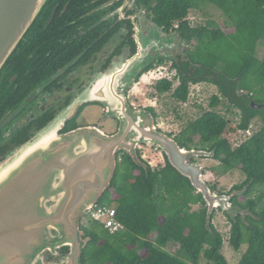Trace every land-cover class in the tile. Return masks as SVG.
<instances>
[{"label": "trees", "instance_id": "obj_1", "mask_svg": "<svg viewBox=\"0 0 264 264\" xmlns=\"http://www.w3.org/2000/svg\"><path fill=\"white\" fill-rule=\"evenodd\" d=\"M51 1L54 0L48 2ZM138 2L145 6L154 3L148 10L151 21L164 32H175L184 45V57H178L170 67L179 82L171 92L172 99L186 103L189 87L200 83L218 89L220 97L211 98L209 111L187 124L177 136H168L186 150L197 144L202 147L199 150H214L212 159L219 166L208 169L213 175L239 170L245 177L228 192L244 198L241 203L239 195L232 196L231 207L239 211L232 216L223 212L230 223L228 243L235 252L246 247L237 264H264V54L260 60L255 57L258 43H264V0ZM210 5L229 21L230 33H225L214 21L190 27L189 12ZM58 21L56 18L49 28ZM192 41L196 45L191 49ZM152 68L150 65L144 68L140 77ZM171 87L170 81L160 79L154 90L164 95ZM241 92L245 95H240ZM221 99L239 110L241 121L236 129L228 128L227 120L214 111ZM251 103L261 107L254 109ZM146 110L156 119L152 108ZM258 116L262 122L260 130L232 148L227 136L236 130L247 132ZM162 156L164 164L152 168L137 151L117 154L110 186L96 206L113 207L115 220L124 226V231L111 235L101 224L91 221L96 224L97 234L89 229L90 221L86 220L80 227V264H199L200 259L227 264L221 254L222 236L211 223L216 210L208 216L201 195ZM209 188L215 191L214 186ZM198 205L202 208L192 211L191 207ZM170 243L178 246L177 254L166 251ZM67 252L66 247L60 249L63 255Z\"/></svg>", "mask_w": 264, "mask_h": 264}, {"label": "water", "instance_id": "obj_2", "mask_svg": "<svg viewBox=\"0 0 264 264\" xmlns=\"http://www.w3.org/2000/svg\"><path fill=\"white\" fill-rule=\"evenodd\" d=\"M48 1L0 0V70ZM176 48L171 38L165 49L138 51L104 75L94 96L82 99L103 105L106 116L118 121L115 133L87 126L60 136L54 124L0 164V264H80L79 219L109 188L117 154H131L141 145L158 149L190 182L208 216L230 208L231 196L212 192L201 166L190 161L212 159L214 150L180 148L156 129L148 110H134L126 102L125 92L137 85L142 70L157 57L172 62ZM64 247L68 253L59 257ZM46 253L58 261L46 262Z\"/></svg>", "mask_w": 264, "mask_h": 264}, {"label": "flooded vegetation", "instance_id": "obj_3", "mask_svg": "<svg viewBox=\"0 0 264 264\" xmlns=\"http://www.w3.org/2000/svg\"><path fill=\"white\" fill-rule=\"evenodd\" d=\"M153 6L138 0H54L44 6L0 70V164L54 124L60 136L87 126L104 132L101 125L86 122L89 107L97 110L93 116L101 113V124L112 123L104 134L116 132L118 121L106 116L102 104L82 99L94 96L104 75L138 51L165 49L172 38L177 44L174 60L157 57L150 66L172 64L183 55L178 35L151 21L148 10ZM56 18L59 21L49 28ZM131 90L125 98L132 107ZM57 253L64 257L68 252ZM45 261L58 258L46 253Z\"/></svg>", "mask_w": 264, "mask_h": 264}, {"label": "rangeland", "instance_id": "obj_4", "mask_svg": "<svg viewBox=\"0 0 264 264\" xmlns=\"http://www.w3.org/2000/svg\"><path fill=\"white\" fill-rule=\"evenodd\" d=\"M190 27H200L204 26L206 22L214 21L217 26L224 30L225 33H230L231 28L229 21L218 11L215 10L213 6H204L200 11H190L187 17ZM196 45L195 41L190 43L189 48H194ZM186 48V47H185ZM264 54V43L260 41L255 51V57L261 59ZM183 58L184 56L181 55ZM170 63H164L152 68L148 73H153L154 77L146 79L147 82L138 81L137 85L133 87L129 93L130 103L132 104V109L140 111L146 110V108H152L155 115V125L158 131H161L165 134H170L173 137L177 136L187 124L193 122L197 119L203 112L209 111V103L213 96L220 97L218 89L210 84L200 83L197 85H192L189 87V95L186 103H179L172 99L171 92L178 86V77L176 76L175 71L171 70ZM143 76V75H142ZM149 76V75H148ZM141 78V77H140ZM160 79H167L172 83L171 91L164 95H159L154 90L155 83ZM240 95H245L244 92H241ZM258 96V92L254 94ZM215 112L219 113L225 118L228 122V128L236 129L241 121V114L238 109L229 106L228 102L224 99H221L220 105L214 109ZM97 112L94 108H87L85 113L86 122L88 124L101 125L104 129V132L108 134L111 129L112 123L107 120L101 124L99 121L101 113L99 112L97 116H93ZM93 114V115H92ZM96 115V114H95ZM262 126L261 118L258 116L253 119L250 123L249 129L247 132H242L236 130L235 133H231L227 136V139L231 143L232 148L238 147L242 142L247 140L251 135L255 134L260 130ZM172 137V138H173ZM194 141H197V138H194ZM189 148L201 149L202 147L197 145H190ZM138 154L141 156V159L145 161L150 167L155 168L162 166L164 164V159L162 153L158 149L149 145H141L136 149ZM8 161V160H7ZM191 162L196 163L201 166L203 170L204 180L209 186H214L216 194H225L228 195V192L232 187L240 185L245 177L239 172V170H234L230 173L224 175H213L208 169L210 167H218L219 163L213 159L209 158H197L190 159ZM117 164V163H116ZM239 195L238 201L244 202V198L238 193H233L230 196ZM202 206H192V211H198ZM228 214L231 216L238 212V208H230L227 210ZM90 221L89 214H84L79 222V225H85L84 222ZM87 222V221H86ZM212 225L216 231L222 236L223 239V248L221 251L222 256L224 257L227 264H237L241 255L245 251V246H242L239 251L235 252L229 245V230L230 223L226 218V215L216 210L212 221ZM96 224L90 221L89 229L97 232L99 231L95 228ZM166 251L170 254H177L178 246L170 243L166 247ZM183 261L182 257H179ZM199 264H211L203 259H200Z\"/></svg>", "mask_w": 264, "mask_h": 264}, {"label": "built area", "instance_id": "obj_5", "mask_svg": "<svg viewBox=\"0 0 264 264\" xmlns=\"http://www.w3.org/2000/svg\"><path fill=\"white\" fill-rule=\"evenodd\" d=\"M90 221L99 223L109 234L124 231V226L115 220L114 208L108 206H93L88 212ZM86 213V214H87Z\"/></svg>", "mask_w": 264, "mask_h": 264}, {"label": "bare ground", "instance_id": "obj_6", "mask_svg": "<svg viewBox=\"0 0 264 264\" xmlns=\"http://www.w3.org/2000/svg\"><path fill=\"white\" fill-rule=\"evenodd\" d=\"M148 75L147 76L146 75L142 76V78H141L142 82H147L146 79H150V78L154 77L153 73H149Z\"/></svg>", "mask_w": 264, "mask_h": 264}]
</instances>
